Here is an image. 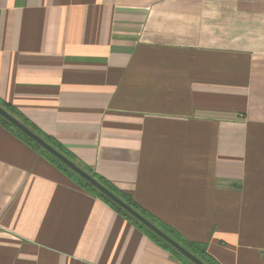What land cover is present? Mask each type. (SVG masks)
<instances>
[{"label":"crops","instance_id":"crops-1","mask_svg":"<svg viewBox=\"0 0 264 264\" xmlns=\"http://www.w3.org/2000/svg\"><path fill=\"white\" fill-rule=\"evenodd\" d=\"M0 99L219 264H264V0H0ZM0 264H186L0 123Z\"/></svg>","mask_w":264,"mask_h":264},{"label":"trees","instance_id":"trees-1","mask_svg":"<svg viewBox=\"0 0 264 264\" xmlns=\"http://www.w3.org/2000/svg\"><path fill=\"white\" fill-rule=\"evenodd\" d=\"M0 106L3 107L11 115L15 116L19 121H21L23 124H25L31 130H33L36 134L41 136L45 141H47L49 144H51L54 148H56L59 152H61L67 158H69L70 160H72L74 162V159L71 156L70 152L62 144H60L59 142L54 140L51 136H48V135L42 133L27 118H25V116L23 114H21V112L17 108L6 103L5 101H3L1 99H0ZM0 123L3 124L4 126H6L9 130H11L15 135L20 137L23 141H25L31 147L39 150L46 158H48L53 164H55V166H57L61 171H63L67 176H69L73 181H75L76 183L81 185L83 188H85L86 190H88L89 192L94 194L95 196H98L101 199H103L106 203H108L112 208L117 210L128 221H130L132 224H134L139 229H141L143 232H145L152 240H154L155 242L159 243L164 248L171 251L174 255H176L180 260L184 261L186 264H194L188 258H186L183 254H181L179 251H177L174 247H172L169 243H167L164 239H162L160 236H158L156 233H154L152 230H150L148 227H146L142 222H140L138 219H136L134 216H132L126 210L121 208L117 203H115L113 200H111L106 195H104L102 192H100L97 188H95L93 185H91L89 182H87L85 179H83L81 176H79L76 172H74L72 169H70L68 166H66L58 158H56L55 156L50 154L42 146H40L38 143H36L34 140H32L29 136L24 134L22 131H20L17 127H15L13 124H11L8 120H6L1 115H0ZM79 167H81L83 170L88 172L97 181L102 183L111 192H113L115 195H117L119 198H121L124 202H126L133 209H135L136 211L141 213L145 218H147L149 221H151L153 224H155L158 228H160L163 232H165L167 235H169L175 241L180 243L183 247H185L188 251H190L192 254H194L196 257H198L205 264H219L213 257H211L207 253L205 244H202L199 242L189 241L186 239H182L181 236H179V234L176 232V230L174 228L165 224L164 222L160 221L158 218H156L155 216H153L152 214L147 212L143 207H141L133 199V197L130 194L116 188L107 179H104L102 176L93 173L88 168H85L82 166H79Z\"/></svg>","mask_w":264,"mask_h":264},{"label":"water","instance_id":"water-1","mask_svg":"<svg viewBox=\"0 0 264 264\" xmlns=\"http://www.w3.org/2000/svg\"><path fill=\"white\" fill-rule=\"evenodd\" d=\"M0 115L2 117H4L6 120H8L15 127H17L24 134L29 136L32 140H34L40 146H42L50 154H52L53 156L58 158L61 162H63L66 166H68L70 169H72L74 172H76L79 176H81L83 179H85L87 182H89L91 185H93L95 188H97L100 192H102L108 198H110L115 203H117L121 208H123L128 213H130L132 216H134L136 219H138L140 222H142L146 227H148L150 230H152L154 233H156L158 236H160L162 239H164L167 243H169L177 251H179L186 258H188L191 262H193L194 264H205L198 257H196L194 254H192L190 251H188L185 247H183L180 243H178L173 238H171L169 235H167L165 232H163L155 224H153L151 221H149L147 218H145L141 213H139L138 211L133 209L131 206H129L126 202H124L121 198H119L117 195H115L113 192H111L102 183L97 181L88 172L83 170L76 163H74L72 160L67 158L64 154L59 152L51 144H49L47 141H45L41 136L36 134L33 130H31L29 127H27L25 124H23L21 121H19L15 116H13L9 112H7L1 106H0Z\"/></svg>","mask_w":264,"mask_h":264}]
</instances>
